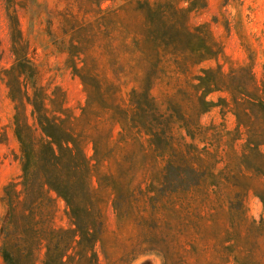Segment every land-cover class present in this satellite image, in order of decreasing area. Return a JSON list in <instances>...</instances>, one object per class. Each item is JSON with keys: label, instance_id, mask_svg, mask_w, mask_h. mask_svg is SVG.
Returning a JSON list of instances; mask_svg holds the SVG:
<instances>
[{"label": "trees", "instance_id": "obj_1", "mask_svg": "<svg viewBox=\"0 0 264 264\" xmlns=\"http://www.w3.org/2000/svg\"><path fill=\"white\" fill-rule=\"evenodd\" d=\"M6 3L15 62L2 77L21 175L3 187L4 264H131L143 253L162 264H264V216L252 219L245 201L252 191L264 206V81L248 66L193 74L224 53L207 27L189 26L198 4L129 0L99 6L94 22L65 20L52 47L86 93L76 114L61 87L41 84L16 2ZM158 80L175 84L166 105L152 94ZM220 90L234 130L199 120ZM59 199L68 227L55 224Z\"/></svg>", "mask_w": 264, "mask_h": 264}, {"label": "rangeland", "instance_id": "obj_2", "mask_svg": "<svg viewBox=\"0 0 264 264\" xmlns=\"http://www.w3.org/2000/svg\"><path fill=\"white\" fill-rule=\"evenodd\" d=\"M129 0H15V10L20 21L23 36L30 42L29 56L41 70V84L45 87L59 86L66 96V105L76 114L86 101V93L82 82L74 76L65 65L66 55L55 51L53 42L66 35L61 32L65 20L72 15L83 22H94L99 6L116 8ZM198 4L190 8L188 24L191 28L207 27L214 38L221 42L224 53L217 58L202 62L193 69L199 74L201 69L218 68L229 72L232 66H248L259 82L264 81V0H191ZM181 5L189 7L187 1ZM200 6V7H199ZM15 62L12 53L10 22L7 14L6 0H0V137L7 136V141L0 142V227L8 216V207L2 201L3 187L21 175L18 159L19 142L14 135L12 119L14 104L8 97V89L2 77V71L10 68ZM127 81V80H126ZM125 82V81H124ZM133 83L123 84L128 91ZM175 84L167 85L158 80L152 87V94L159 105H166L167 95L175 90ZM229 94L225 90L215 91L207 99L214 105L201 114L203 126L224 124L229 130L237 126L236 116L221 103ZM115 128V138L118 137ZM264 151V147H262ZM89 157L94 153L92 146H86ZM258 183H264L259 178ZM248 214L252 219L260 221L264 216V206L254 193L246 195ZM66 205L58 200V212L55 218L57 226L68 227L69 221L65 214ZM117 220L112 205L106 208V232L116 229ZM162 257L155 253H143L131 264H162ZM0 264H4L0 255Z\"/></svg>", "mask_w": 264, "mask_h": 264}]
</instances>
